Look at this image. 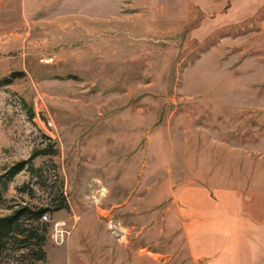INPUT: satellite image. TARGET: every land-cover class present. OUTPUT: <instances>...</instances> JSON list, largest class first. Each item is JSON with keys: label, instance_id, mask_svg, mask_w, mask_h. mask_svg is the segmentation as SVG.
<instances>
[{"label": "rangeland", "instance_id": "1", "mask_svg": "<svg viewBox=\"0 0 264 264\" xmlns=\"http://www.w3.org/2000/svg\"><path fill=\"white\" fill-rule=\"evenodd\" d=\"M59 184L33 264H264V0H0V217Z\"/></svg>", "mask_w": 264, "mask_h": 264}, {"label": "trees", "instance_id": "2", "mask_svg": "<svg viewBox=\"0 0 264 264\" xmlns=\"http://www.w3.org/2000/svg\"><path fill=\"white\" fill-rule=\"evenodd\" d=\"M16 75H12L14 78ZM10 79H5L4 84L10 83ZM50 150V149H48ZM42 154H51L50 151H42ZM26 162H20L6 173L7 180H11L26 167ZM6 188L5 183L1 184ZM24 190V187L22 188ZM27 191V190H26ZM58 196L50 203L41 207L20 205L14 209L10 215L0 217V256L12 253L20 258L22 263L25 260L43 262L45 260V243L47 240V223L42 222L41 218L46 214L66 208V202L62 193V185L59 184ZM0 200H2V190L0 189ZM12 255V256H13ZM23 263V264H24Z\"/></svg>", "mask_w": 264, "mask_h": 264}, {"label": "crops", "instance_id": "3", "mask_svg": "<svg viewBox=\"0 0 264 264\" xmlns=\"http://www.w3.org/2000/svg\"><path fill=\"white\" fill-rule=\"evenodd\" d=\"M192 189L193 188H191V189H186V193L188 194L189 192H192ZM179 193H180V191H179ZM213 208V210L212 211H214L215 209H217V208H219V209H221V207L219 206V205H214V206H212ZM215 208V209H214ZM210 210H211V208H210ZM219 212V211H218ZM191 213L189 212V211H184L183 212V215L184 216H186V217H188V216H191L190 215ZM199 214H202V213H199ZM206 227H208V225L206 226Z\"/></svg>", "mask_w": 264, "mask_h": 264}, {"label": "built area", "instance_id": "4", "mask_svg": "<svg viewBox=\"0 0 264 264\" xmlns=\"http://www.w3.org/2000/svg\"><path fill=\"white\" fill-rule=\"evenodd\" d=\"M45 63H48V61H46Z\"/></svg>", "mask_w": 264, "mask_h": 264}]
</instances>
